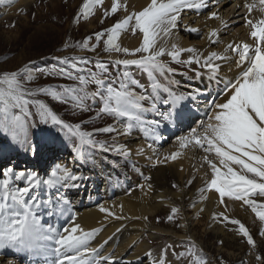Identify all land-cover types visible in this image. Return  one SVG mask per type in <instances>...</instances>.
<instances>
[{
    "label": "snow or ice",
    "instance_id": "1",
    "mask_svg": "<svg viewBox=\"0 0 264 264\" xmlns=\"http://www.w3.org/2000/svg\"><path fill=\"white\" fill-rule=\"evenodd\" d=\"M3 2L4 0H0V3ZM103 4L104 0H87L74 18L75 22L78 23L81 16L87 20L95 8ZM259 5L260 11L264 12V0H259ZM245 6L251 12L256 6L255 0ZM205 7H208L207 0H150L142 10L132 11L111 28L95 33L94 45L91 44V36L85 38L82 43H76L75 47L94 52L107 36L104 41L105 52L123 53L133 57L138 53L143 54L140 58L111 61L118 72V88L113 86L116 81L109 82L104 78L105 74L110 75L109 67L100 60L95 62L99 72L89 70L87 77L83 73L85 66L91 61L75 57L57 59L55 64L44 68L26 65L18 71L5 70L0 74V134L6 136L10 144L35 154L38 146L32 141L30 129L37 123L33 117L38 116V123L53 128V132L40 147L48 143L54 144L57 140L63 142L62 138H67L72 144L73 158L80 163L86 162L90 154L97 150L110 152L115 149L123 155H130L126 147L98 141L95 139V133L83 131L80 124L66 122L44 101L33 99L41 94L50 96L59 103L71 102L72 107L80 111L91 110L86 106V100L91 99L95 102L99 98L102 107L97 113L98 117L103 113L117 119L123 118L125 125L123 132L120 133L123 135H131L134 129H143L152 137H156L162 126L185 125L189 131L186 135L179 136L180 147L185 149L191 146L201 149L206 154L203 159L211 169L210 181H207L206 186L200 190L203 199H207L204 193L214 190L221 205L224 204L225 197L232 201H242L256 213L261 222H264V204H257L256 200L252 199L255 196L264 197V21L255 24L252 20H246V24L251 25L253 29L251 36L259 41L254 49H250L248 44L230 43L223 54L212 52L203 59L200 55H193L181 61L180 55L183 51L196 53L197 50L181 49L176 44H173L171 49L164 46L157 48L160 40L172 36L185 9L199 12ZM121 9L127 13L128 5L113 0L110 12L107 9L104 11V18L109 14L115 15ZM210 18L218 19L219 16L213 11ZM129 29L133 34L138 30L143 35L141 46L134 50L121 47L117 42L120 34ZM187 30L199 34L196 28ZM218 39V31H211L210 43L215 44ZM229 50L235 53L233 65L230 67L235 66L241 71L234 79L229 80L219 93L221 96L230 93L225 102H217V97L203 89L190 92L187 96L188 102H184L183 94L173 95L167 88L158 91L160 84L157 77L167 79L168 74L176 73V70L166 64L161 57L168 55L172 62L188 66L197 64L208 70L211 81L217 78L220 71L221 65L216 61H228ZM133 66L150 78V92L145 94L135 92L134 89L139 86V82L129 74V69ZM37 72L78 80L81 87L79 89L62 86L27 87L36 78ZM74 72L78 75H74ZM90 83L97 86L96 91L87 90ZM60 88L62 90H58ZM201 98L207 115L206 121H199L198 131V118L193 117L195 112L200 110L197 101ZM145 100L148 101L147 107L142 103ZM31 108H35V113ZM96 132L111 134L117 132V129L107 126L97 129ZM148 147L152 148V144L150 143ZM180 154L176 152L164 159L175 160ZM209 154H214L220 166L213 159H209ZM2 155L0 152V156ZM156 163L159 164L161 161L157 159ZM233 166H237L239 171L234 170ZM248 174H251L252 178H249ZM257 177L260 178V182H257ZM84 178L83 173L60 164H55L44 177L35 170L15 169L12 165L0 169V254L8 249L16 253H26L31 257L42 256L46 264L49 258H54L51 264H95L94 259H89L96 253V250L90 247V242L96 235L94 231H85L78 224L60 231L42 223L40 214L41 208H44L45 211L56 215L54 210L61 204L64 206L60 209L61 214L70 211L68 208L70 201L66 197L53 202L50 197L41 196L42 186L46 190L77 187L76 182ZM150 179L151 177H145L146 181ZM258 208L261 210L257 211ZM99 210L107 211L102 206ZM179 211V208L173 207L172 214L167 220L172 222ZM220 215L223 216V213ZM223 218L228 223L239 225V232L246 237L247 243L254 250L256 243L247 228L239 220H229L227 216ZM260 235L264 236V229ZM163 251L166 254L167 248ZM173 254L179 259L193 255V251L190 249L188 253L178 254L173 251ZM260 259L261 257L257 256V261ZM160 264H165V261L162 259ZM193 264H206V257L201 255Z\"/></svg>",
    "mask_w": 264,
    "mask_h": 264
},
{
    "label": "rangeland",
    "instance_id": "2",
    "mask_svg": "<svg viewBox=\"0 0 264 264\" xmlns=\"http://www.w3.org/2000/svg\"><path fill=\"white\" fill-rule=\"evenodd\" d=\"M86 2L87 0H27L24 4L19 1L15 8L14 6H10L7 0L0 3V74L5 70L18 71L26 65H30L32 68L48 67L55 64L57 59H71L74 57L86 58L91 61V63L85 66V72L83 74L86 77L89 70L92 72H99L95 66V62L100 60L109 67L110 75L105 74L104 78L109 82L116 81L113 86L118 88V72L116 67L111 64V61L125 58L132 59L134 58L133 56H126L123 53L117 52H112L111 54L105 52L104 41L107 39V36L104 37L94 52L77 48L74 45L78 42L82 43L85 38L89 36L92 37L91 44L94 45L96 43L95 33L111 28L117 21L124 17H121V10H119L115 15L109 14L107 18H104V11L106 9H103L102 6H97L94 13L87 20L83 19L81 16L79 22L76 23L74 18ZM234 5L235 1H232L227 6V9H230ZM107 10L110 12V8ZM223 11L224 10L219 13H222ZM212 12L213 9L206 8L204 11L196 14V16H190V18L197 17L199 14L202 15L201 17H204ZM253 12H255V14ZM252 15L259 18V9H254L251 17H253ZM181 27L183 28L182 24L179 22L178 28L181 30H179V33L182 34V37L184 36V38H187ZM124 33L129 34L132 38L143 36L138 30L135 34L132 33L131 29ZM202 37L203 35H189L187 39L190 42H196L197 44V42L202 40ZM161 44H159L157 48H159ZM66 45L68 46L66 47ZM171 47L172 46L168 49H171ZM195 47H197V45L181 49H194ZM193 55H196V53L183 51L180 55V59L181 61L187 60ZM140 56L141 55L137 56V58H140ZM161 59L175 69L176 73L175 75L168 74L167 79L157 77L158 83L160 84V89L158 91L167 88L173 95L183 94L185 97L184 102H188L186 93L181 91V85L184 83L195 84L196 80L198 81L202 79H205L202 83H207V79L202 76L203 70L199 65L191 64L188 66L182 63L178 64L172 62L168 55L161 57ZM120 71L122 73V66ZM73 74L78 75L75 72ZM129 74L139 82V86L134 89L137 94L150 92V78L147 77L146 74L134 66L129 69ZM56 86L75 89L81 87L78 80L54 77L40 72H37L36 78L27 85V87L30 88ZM62 88L58 90H62ZM87 90L91 92L89 84L87 85ZM209 92L212 94L211 90L208 88L207 93ZM219 93L220 92H217V94H215L216 96L212 94V96L217 97V101L221 97ZM33 99L44 101L66 122L80 124L83 131L95 133V139L98 141L106 142L108 145H120L126 147L130 155H123L115 149L110 152L97 150L90 154V158L86 162L79 163L81 164V167L84 168V171L89 170L90 172H93V169L85 166L88 164L93 165V163H99L103 168L111 167L123 169L122 171H124V174H118L119 172L117 171L114 178L122 183V186L127 184V190L129 193H140L144 188L141 187V184L142 186H145L146 183L153 184L149 182V180H145V177L148 176V174V177L152 178L159 174L161 169H168L176 163V160H161V154H159L160 157L157 154L155 156V158L157 157L156 159L153 158L151 161H148L147 159L140 157L139 152L141 149L133 152L129 149L132 148L130 145L131 142L122 141L124 137L120 140V138H118L119 135H117L116 132L111 134L96 132L97 129L111 126L115 122H118L122 127L125 125V120L123 118L117 119L111 115L103 113H100L98 117L97 113L102 107L99 98H97L95 102L91 99L85 101L86 106L91 109L89 111H80L73 108L71 102L59 103L53 100L50 96L43 94L38 95ZM142 103L145 107L148 106L147 100ZM198 105L200 110L196 111L195 116L193 117L194 119L198 118L197 125L199 124V121H202L203 119L206 121L207 115L205 112L206 110L204 111L201 109V104ZM189 106H192L191 103H189ZM31 111L35 113L36 110L35 108H31ZM154 118L159 119L158 117ZM33 119L36 120L37 123L30 129V134L33 143L38 146L36 153L33 154L26 152L21 148L10 144L9 139L0 134V152L3 153V155L0 156V169L12 165L15 169L35 170L41 175V177H44L51 170L52 165L50 164L55 162L59 157L68 156L73 158L72 144L67 138H62L63 142L57 140L54 144L48 143L46 146L40 147L49 134L53 132V128L38 123V116H34ZM169 127L170 128H165L162 126L156 137H152L150 133L143 129H134L130 136L138 138L139 140L137 139L135 142L142 143V146L146 145L147 147L150 143H153L152 148L155 146L156 149L164 151L167 148L174 146L176 140L182 135L181 132L185 134L189 131L188 127L185 125L179 126L180 129L178 130H176L177 126L171 125ZM56 134L59 135V133ZM146 137L148 138L146 139ZM212 157V159H215L214 154H212ZM158 158L162 164L159 163L156 166V160ZM233 168L234 170L239 171L237 166H233ZM202 169L206 174L207 181H210L211 169L207 164L205 167H202ZM221 170H223V168H221ZM97 174L103 175L100 184L97 182L99 185L95 186L93 183H90L87 187H82L80 185L82 187L80 192H82L81 190L87 191L90 185L91 189H89V191L102 188L103 184L107 187L110 186L109 179H112V176L96 169L95 175ZM122 176H125L126 179H123ZM248 176L249 178H252L251 174H248ZM256 179L257 182H260V178L257 177ZM167 180L169 181V184H171V190L178 191L180 189V185L176 184L175 178L170 174H168ZM190 182L191 183L186 187V191L188 193H195L197 196L199 195L197 198V204H201L202 206L208 204L210 202V199L207 196L208 192L204 193V195L207 196V199L205 200L200 191L206 186V183L204 185H199L197 176H194ZM58 191H56V193ZM71 193H73L70 194L71 200L79 195L76 191ZM44 197H46V195ZM252 199H255L257 204H264V197L255 196L252 197ZM92 202L99 204L101 201L100 199H96V197L94 199L86 194V197L82 201V206H90ZM171 209L172 208H163L155 215V225L162 234L154 238H151L148 235L141 237L135 246L129 247V254H134L138 246L148 245L152 255L159 258V261L163 259L165 264H193V261L198 259L201 255L206 257V264H264V236L260 235L261 230L264 229V222H261L256 213L242 201H232L225 197L223 205L214 206V211L216 212L214 217L216 218H210L203 210L194 212L187 206L186 213H182L180 210L174 217V220L169 222L167 217L172 214ZM260 210V208L257 209V211ZM221 213H223V216L220 215ZM62 214H64V217L60 220L56 218V215L52 216L53 222H56V224L59 223V229L63 228L71 217L69 214L66 218V215L68 214L67 212ZM185 216H189L193 222V227L191 229V235L193 238L190 239V237H188V239L175 242L171 239V235L169 234L171 233L172 235L175 234L177 236H182L184 234L185 227L183 219ZM224 216H227L229 220H239L247 228L256 243L254 250L247 243L246 237L239 232V225L228 223L224 220ZM157 220H159V222H157ZM165 232H169V234H165ZM169 245L172 247L168 248ZM119 248L121 249L122 247L120 246ZM166 248L167 252L165 254L163 250ZM190 249H192L193 255H186L185 257L177 259L173 254V251L177 254L181 252L188 253ZM3 256L6 261L15 259L13 257H8V255L5 254ZM257 256L261 257L259 261H257ZM146 261L147 257H144L141 264H147L145 263Z\"/></svg>",
    "mask_w": 264,
    "mask_h": 264
},
{
    "label": "bare ground",
    "instance_id": "3",
    "mask_svg": "<svg viewBox=\"0 0 264 264\" xmlns=\"http://www.w3.org/2000/svg\"><path fill=\"white\" fill-rule=\"evenodd\" d=\"M19 1L22 4L27 2V0H7L8 4H10V6H14V8ZM232 1H235V5L230 9H227V6ZM112 2L113 0H104L102 8H111ZM119 2L121 4L126 3L128 5L127 13L124 12L123 9H121V17H125L132 11L142 10L143 7L147 6L150 3V0H119ZM207 2L208 7L203 8L199 12L204 11L206 8L213 9V11H215L216 13L224 10L222 13L218 14V19L210 18L211 13L204 17H201L202 15L199 14L197 17L190 18V16L192 15L196 16V14H198L199 12L194 9H185L181 13V18L179 21L183 26V28H181L183 29L185 37L188 38L189 35H203L200 42H197V44L196 42L192 43L187 38H184V36L182 37V34L179 33L180 28L177 27V29L173 30V34L170 38L160 40L157 46L162 43L160 47L164 46L166 49H168L173 44H176L179 48L197 45V47L194 48L197 50L196 55H200L202 59L204 57H207L212 52L223 54L227 45L230 43L233 45L248 44L250 46V49H254L256 46H258L259 41L258 39H255L251 36V32L253 29L251 25L246 24V20H252L255 24H259L261 21H264V12L260 11L259 0H255L256 6L251 10V12L245 5L252 4L254 0H207ZM256 8H258L260 11L259 18L255 17V15H252L253 17H251L252 11ZM253 13L255 14V12ZM190 28H196L199 34L192 33L191 31L187 30ZM213 30H217L219 33L218 42L215 44L210 43L209 40V34ZM142 40L143 36L132 38L131 36H129V34L122 32L117 42L122 47H126L129 50H134L141 46ZM139 55H142V53H138L134 58H137V56ZM227 55L230 57L228 61H216V63L220 64L221 67L219 74L215 80L210 81L208 70L202 68V76L203 78L207 79V83H202V81H204L205 79L198 81L196 80L195 84L184 83L183 85H181V88L183 89H181V91L186 93V95L188 96V94L195 89H203L207 92L209 88L211 90V93L216 96L215 94H217V92H221V90L224 88V85L229 80L234 79L241 71L240 68H237L235 66L230 67V65H233L235 53L229 50ZM249 55H251V51L249 52ZM89 87L91 88V92L97 90L95 84L90 83ZM229 95L230 93L221 96L217 102H225L229 98ZM197 103L201 104V109H203L204 111L206 110L204 107L203 98L199 99ZM202 121L205 120L203 119ZM198 125L197 130L199 131L200 128L198 127ZM111 126L117 129L116 133L117 135H119L118 138H120V140L122 139V137H124L122 141L131 142L130 145L132 148L129 149H131L133 152L143 149L142 151L140 150L139 155L140 157H143L148 161H151V159L153 158L156 159L157 157L155 158V156L157 154L159 157V154H161V160H165L164 158L166 156H171L176 152H180L181 154L175 159L176 163L174 164V166H171L168 169H161L159 171V174L149 180V182L153 184L146 183L145 186H143L144 188H141L142 190L140 193H129L127 190V184L122 186V183L114 178V175L116 176L117 171L119 172L118 174L123 175V169L111 167L103 168L99 163H93V165L88 164L87 166H85L88 168H92L93 172H90L89 170L84 171V168L81 167V164L74 158L61 156L55 162H53L54 164L51 161L52 164L50 165H52L53 167L55 164H60L62 166L70 167L74 171L83 173L85 178L81 181L76 182L78 184L77 187L46 190L42 186L40 195H46V197H50L53 202L63 197H66L70 201V204L68 205L70 211L65 212L69 213L71 217L68 223L63 228H71L78 224L85 231H94L96 233L91 241L90 246L91 248L96 250V253L94 257H89V259H94L95 262L97 261L96 264H141L144 257H147V261L145 262L147 264H160L159 258L152 255V252L149 250L148 245L138 246L134 254H129V247L135 246V244L139 242L138 240L145 235L154 238L162 234V232H160L158 230V227L155 225V215L163 208L178 207L179 210H181L180 212L186 213V208L188 206L194 212L203 210L206 214L209 215L210 218H213L215 216L216 212L214 211V206L221 204L218 200V194L215 193L214 190L207 193L210 202L204 206H202L201 204H197V198L199 197V195L197 196L195 193H188L186 191V187L189 184V181L193 179L194 176L198 177L199 185H204L207 182L206 174L202 169V167H205L206 165V162L203 159L206 154L198 147L192 148L191 146H189L188 148L182 149L179 145L178 139L176 140L173 147L167 148L164 151L156 149L155 146L153 148H149L148 146L146 147L145 144V146H142V143L135 142L138 138L132 137L130 135L120 134L123 132L124 127H122L118 122L113 123ZM169 126L171 125L163 127L170 128ZM178 129L180 128L176 127V130ZM181 133L182 135L187 134H183V132ZM212 158V154H209V159ZM213 160L219 166V161H215V159ZM157 165L158 164H156V166ZM96 169L101 170V172L113 177L112 179H109L110 186L107 187L103 184L102 188H97L94 191H89V189H91L90 185L87 191L81 190L82 192H80V189H82V187H87L90 183H93L95 186H98L100 184V180L103 175H95ZM168 174L175 178L177 185H180V189L178 191L171 190V184H169V181L167 180ZM122 177L123 179H126L125 176ZM97 182L99 184H97ZM56 191H58V194L56 193ZM74 191L78 192L79 195L71 200L70 194H73L71 192ZM86 194L91 198L95 199L96 197V199H100L101 202L99 204L92 202L90 206H82V201L86 197ZM101 206L104 207L107 211L101 212L99 210ZM47 207L50 208L51 205H47ZM63 207L64 206L61 204L59 208L54 210L56 212V218L58 220L64 217V214H61L60 212V209ZM109 213H112L113 215H109ZM40 214L44 219V222L42 223L49 225L51 222H53L52 216L55 215H52L50 212L45 211L44 208H41ZM183 224L185 228L184 234L182 236H177L175 234L172 235L171 233L169 234V232H165V234L167 233L171 235V239L175 242L183 239H188V237L192 239L193 237L191 235V229L193 227V222L191 221V218L189 216H185L183 219ZM63 228H58V230L62 231ZM120 246L122 247L121 249L119 248ZM149 252L151 253L150 256L148 255ZM3 255L4 253L0 254V264H26L24 260L19 258L6 261L4 260ZM95 256L97 257L96 259Z\"/></svg>",
    "mask_w": 264,
    "mask_h": 264
}]
</instances>
